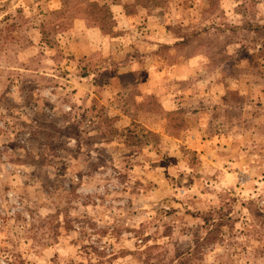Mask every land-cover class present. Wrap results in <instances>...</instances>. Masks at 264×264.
<instances>
[{"label": "rangeland", "instance_id": "rangeland-1", "mask_svg": "<svg viewBox=\"0 0 264 264\" xmlns=\"http://www.w3.org/2000/svg\"><path fill=\"white\" fill-rule=\"evenodd\" d=\"M64 1L0 0V264H264V167L230 164L264 155V0ZM197 49L224 98L121 73Z\"/></svg>", "mask_w": 264, "mask_h": 264}, {"label": "crops", "instance_id": "crops-1", "mask_svg": "<svg viewBox=\"0 0 264 264\" xmlns=\"http://www.w3.org/2000/svg\"><path fill=\"white\" fill-rule=\"evenodd\" d=\"M168 63L169 62L165 58L162 59L161 57L149 54L145 59H143V62L141 63H128L126 65L127 67L125 66L122 68L123 71L121 73H127L131 71L140 72L142 76L140 85L141 93L143 95H157L160 98V103L163 106L164 110L169 112L175 111L177 109L175 107V103L182 101V99L179 100L178 98H183V96L190 95L193 98H196L197 100H199V98L203 95H206V97L210 98L211 100L216 98L222 99L229 90V80L227 78H223V76L226 75L223 74V69H226L228 63L225 62L224 64H222L219 70L217 71L209 70L208 58L203 55L200 50L198 51V49L193 53V55H190L188 57L181 55L177 61H174L173 63L171 62V64ZM155 78L158 81L161 80V83L155 82ZM191 81H194L195 83L192 85ZM237 82H240V80L237 79ZM168 83L176 84L177 87H174L175 90H167L164 86H166V84ZM184 85H188L189 88L179 87ZM191 85L194 86V88H197V90L189 91ZM199 86L200 88L198 90ZM244 93L245 92L241 91L240 95H244ZM208 111L209 110H207V112ZM194 112L198 113L199 111L195 110ZM202 114V112H199L198 116ZM201 120H203L202 117H200V121ZM252 131L254 133L251 131H247L244 134L249 136H252L253 134L254 143H259L256 141L258 140V138L261 139V136L263 134L262 128H260L259 131L256 130V128ZM217 137L218 136L212 137L211 141H208L206 143L208 145V151L210 150L208 143H215V141H217L215 140V138ZM226 144L228 145V142ZM244 144L245 142L240 145H237V157L236 159L233 158L236 161L230 164L231 166L236 167L235 174L243 176L248 175V177H250V172H248L246 168H243L241 164L246 163L249 166V164L252 163L254 166L257 167L258 164H260V168L264 167V155H262V151H259L258 153H256L255 151L253 153L249 150H246V146H243ZM214 154H210L211 157L213 156L212 159H214Z\"/></svg>", "mask_w": 264, "mask_h": 264}, {"label": "trees", "instance_id": "trees-1", "mask_svg": "<svg viewBox=\"0 0 264 264\" xmlns=\"http://www.w3.org/2000/svg\"><path fill=\"white\" fill-rule=\"evenodd\" d=\"M67 1V0H65ZM64 1V2H65ZM120 0H114L116 4ZM137 5H141L144 8H149V7H165L166 5V0H136ZM86 7L88 9V17L93 19L95 22L100 24V27L102 30L105 29L107 21L112 18V14L110 11V6L108 4H100L97 1H86ZM128 7V6H127ZM126 76V75H124ZM236 95H238L236 93ZM226 101V97H225Z\"/></svg>", "mask_w": 264, "mask_h": 264}]
</instances>
